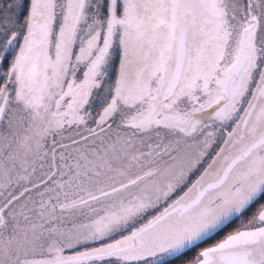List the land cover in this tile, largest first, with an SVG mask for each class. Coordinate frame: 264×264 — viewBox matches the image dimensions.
Here are the masks:
<instances>
[{"label": "snow or ice", "instance_id": "6c2138e0", "mask_svg": "<svg viewBox=\"0 0 264 264\" xmlns=\"http://www.w3.org/2000/svg\"><path fill=\"white\" fill-rule=\"evenodd\" d=\"M0 264H264V0H0Z\"/></svg>", "mask_w": 264, "mask_h": 264}]
</instances>
